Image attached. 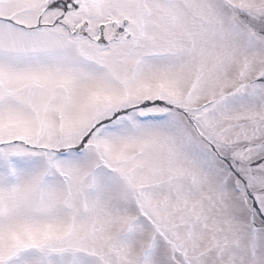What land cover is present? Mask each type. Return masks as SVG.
<instances>
[{"label":"snow or ice","instance_id":"1","mask_svg":"<svg viewBox=\"0 0 264 264\" xmlns=\"http://www.w3.org/2000/svg\"><path fill=\"white\" fill-rule=\"evenodd\" d=\"M0 264H264V0H0Z\"/></svg>","mask_w":264,"mask_h":264}]
</instances>
